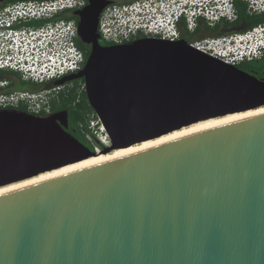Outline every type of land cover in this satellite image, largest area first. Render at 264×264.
Returning a JSON list of instances; mask_svg holds the SVG:
<instances>
[{"label":"water","instance_id":"obj_1","mask_svg":"<svg viewBox=\"0 0 264 264\" xmlns=\"http://www.w3.org/2000/svg\"><path fill=\"white\" fill-rule=\"evenodd\" d=\"M5 0H0L2 4ZM73 11L102 154L264 106V80L184 39L104 45L109 0ZM66 110L0 109V188L94 157ZM0 264H264V114L0 194Z\"/></svg>","mask_w":264,"mask_h":264},{"label":"built area","instance_id":"obj_2","mask_svg":"<svg viewBox=\"0 0 264 264\" xmlns=\"http://www.w3.org/2000/svg\"><path fill=\"white\" fill-rule=\"evenodd\" d=\"M112 1L114 3L100 14L97 31L104 43L113 44L128 42L134 36L173 42L185 39L182 31L193 34L202 25L213 29L220 22L233 23L239 12L236 1L244 5L248 13L264 12V0H187L167 5L157 0L154 4L148 3L153 0L131 4ZM86 5V0H28L0 9V29H7L1 35L6 38V43L0 44V71L12 72L21 81L38 85L80 71L85 60L75 44L77 22L68 15ZM33 22L42 24L33 27ZM262 30L264 25L243 33L186 41L214 59L237 66L264 56L263 43L246 45L250 44L253 33ZM8 84V81H0V89ZM62 88L0 91V109L23 108L31 115L47 116L51 111L50 100ZM81 90L84 91V84ZM88 122L91 124L89 131L101 125L98 118L91 117ZM91 134L94 135L90 131L86 137Z\"/></svg>","mask_w":264,"mask_h":264},{"label":"trees","instance_id":"obj_3","mask_svg":"<svg viewBox=\"0 0 264 264\" xmlns=\"http://www.w3.org/2000/svg\"><path fill=\"white\" fill-rule=\"evenodd\" d=\"M21 1H28V0H5L2 4H0V9L9 5V4H13L16 2H21ZM135 1H139V0H130L129 2L124 3V4H131ZM235 6L241 14L235 22H233V23L220 22L213 29H209L205 26H203V27L200 26L191 35L187 34L186 31H182L183 35L184 36L190 35L191 37L199 38L198 35H200L203 31H206V33H208V36H217L218 33H220L219 31L221 29L225 28L226 26L241 24L242 22H244V20L247 17L245 15V7L239 1L235 2ZM68 18L74 19L76 22L78 21L77 18L70 13L68 15ZM40 24H42V22L31 23V25H34V26H39ZM255 26H256V24L250 26L248 29L241 31V33L249 31V30L253 29ZM133 38L134 39L138 38V36H134ZM109 44H113V43H104V45H109ZM77 45H78V49L84 55V60H86L88 53H89V49L85 45H83L79 40H77ZM259 64H264V56L261 57L260 59H257V60L242 62L239 65H237L236 67L242 71H246L250 74H253L254 68ZM6 72H8V71H0V74L6 73ZM8 73H12V72H8ZM263 76H264V74H263ZM72 82H69V83H66L63 85V88L57 94H55L54 97L50 100V106H51L52 110H58V109L67 110L68 111L69 126L71 129L74 130V132H72L70 134H72L77 139L82 138L83 140H86V135L88 133H90V131L88 129V121H89L88 112H91L92 114L94 112L88 106L86 99L85 100L79 99L80 96L76 94L75 89H74V88H76L75 86L68 88L69 84H71ZM19 83L22 85L21 90H32V89L27 88V85H30L32 83L23 82L20 79H19ZM32 85L36 86V87L39 86L37 84L36 85L32 84ZM54 87L55 86L52 82H48L45 84H41L35 90L49 89V88H54ZM65 88H67V89H65ZM82 95L84 96V91H82ZM84 98H85V96H84ZM18 110L25 111L23 108H19ZM91 136L93 137L92 134H91ZM88 146L90 147V149L92 151L94 150V147H92L90 145H88Z\"/></svg>","mask_w":264,"mask_h":264},{"label":"bare ground","instance_id":"obj_4","mask_svg":"<svg viewBox=\"0 0 264 264\" xmlns=\"http://www.w3.org/2000/svg\"><path fill=\"white\" fill-rule=\"evenodd\" d=\"M261 114H264V106L259 107L254 110L242 112V113L229 114V115H225L219 118L200 121L198 123L189 125L187 127H183L179 130H175L173 132L160 136L156 139H152V140L145 141L139 144H135L125 149H118V150L111 151L109 152V154H102L101 152L96 151V155L94 157H90L80 162L73 163V164L52 170V171L41 173L33 178H30V179H27V180H24L18 183H14L8 186L1 187L0 194L7 193V192H10V191L22 188V187H26V186H29V185H32V184H35L41 181H46V180H49L55 177H59V176H62L68 173H72L74 171H78V170H81L87 167H91V166H94L100 163H104L112 159L123 157V156L138 152L140 150H143V149L191 134V133H195L198 131H202L205 129H209L212 127H216L219 125H223L226 123L238 121L241 119H245V118H249V117H253V116H257Z\"/></svg>","mask_w":264,"mask_h":264},{"label":"flooded vegetation","instance_id":"obj_5","mask_svg":"<svg viewBox=\"0 0 264 264\" xmlns=\"http://www.w3.org/2000/svg\"><path fill=\"white\" fill-rule=\"evenodd\" d=\"M118 1H122V3H127V2H129L130 0H118ZM173 2V4H175V3H178V1H175V0H172ZM110 2L111 3H114L112 0H110ZM161 2V1H160ZM110 3V4H111ZM241 14H240V12H238V14H237V19L239 18V16H240ZM245 15L247 16L246 17V19L244 20V22H242L241 24H239V25H228V26H226L225 28H223V29H221L219 32L220 33H218V35H229V34H233V33H241V31H243V30H245V29H248L250 26H252V25H255L256 24V26H263L264 25V12H251V13H248L247 11H245ZM60 18V17H59ZM78 20V19H77ZM46 23V22H45ZM45 25V24H44ZM255 26V27H256ZM33 27H37V26H33ZM202 27H203V25H202ZM7 29H5V28H2V29H0V44H3V43H6V38L5 37H3V36H1L3 33H5V31H6ZM191 35V34H190ZM190 35H187L186 37H185V39L184 40H193V39H197V38H194V37H191ZM199 36V38H202L203 36L204 37H206V36H208V33H206V31H203L200 35H198ZM77 40H79L78 39V37L75 39V44H76V46H77V48H78V45H77ZM80 41V40H79ZM88 49H89V47L88 46H86ZM19 76L17 75V74H13V73H8V72H6V73H3V74H0V81H8V85L6 86V87H4V88H1L0 89V91H4V92H11V91H17V90H21V88H22V85L19 83V79L20 78H18ZM61 78H63V77H61ZM60 78V79H61ZM60 79H56V80H53V81H51L53 84H54V86H55V83L58 81V80H60ZM260 79H263L264 80V76L262 77V78H260ZM33 84V83H32ZM32 84H30V85H27V88L28 89H32V90H29V91H38V90H35V89H37V87H39V86H33ZM36 85V84H35ZM38 85V84H37ZM61 86H63V85H61ZM56 87V86H55ZM18 110V109H17ZM63 110H65V109H58V110H52L51 109V111H50V114L49 115H51V114H54V113H57V112H60V111H63ZM67 111V110H66ZM68 112V111H67ZM69 125V124H68ZM68 129H69V126H68ZM89 150H91L90 149V147L87 145L86 146ZM92 151V150H91Z\"/></svg>","mask_w":264,"mask_h":264},{"label":"rangeland","instance_id":"obj_6","mask_svg":"<svg viewBox=\"0 0 264 264\" xmlns=\"http://www.w3.org/2000/svg\"><path fill=\"white\" fill-rule=\"evenodd\" d=\"M155 1L156 0H153L151 2L148 1V3L149 4H154ZM157 1H161L164 5L171 4L173 2L172 0H157ZM175 1H178L180 3V2H183V1L185 2L187 0H175ZM118 3H122V1H118ZM9 5H7V6H9ZM3 8H1V9H3ZM72 13L73 12H70V14H72ZM123 19L124 18H122V20ZM251 38H252L251 42H250V44L249 43L246 44L247 46L256 45V44H259V43H263L264 44V30L253 33ZM135 39H137V38H135ZM135 39L133 38V39H131L129 41H132V40H135ZM123 43H125V42H123ZM109 45H113V44H109ZM263 74H264V64L257 65L254 68L253 75L260 79V78L263 77ZM74 86L76 87V88H74L76 94L80 96L79 99H84L85 100L86 99V97L84 98L85 93H84V96H83L82 95V91L83 90H81V87L83 86V79H78V80L73 81L71 84H69L68 88L74 87ZM65 89H67V88H65ZM86 102H87V100H86ZM88 114H89L88 115L89 120L91 119V117H92V119L93 118L97 119V117H96V115L94 113L92 114L91 112H88ZM88 125H90V127H91V124H89V122H88ZM102 128L103 127H101V125L98 124V125H96L93 128V130L90 129V131L94 134L93 137L92 136H87L86 140H83L82 138H78V140L81 143H83L85 146L90 145V146L94 147V151L102 152L105 147L109 146L108 137H107V135H106V133L104 131V128L103 129ZM68 132L72 133V132H74V130L71 129L70 126H69ZM106 154H109V153H106Z\"/></svg>","mask_w":264,"mask_h":264}]
</instances>
